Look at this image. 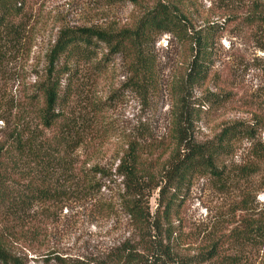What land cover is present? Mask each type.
<instances>
[{"label": "rangeland", "instance_id": "obj_1", "mask_svg": "<svg viewBox=\"0 0 264 264\" xmlns=\"http://www.w3.org/2000/svg\"><path fill=\"white\" fill-rule=\"evenodd\" d=\"M156 0H30L28 28L19 43L0 40V137L2 118L16 113L45 73L47 55L58 33L66 28H91L114 33L129 28ZM264 0H187L189 19L196 27L223 23L217 37L210 76L206 83L185 89L183 98L193 111L191 135L198 143L211 140L223 127L248 122L264 115V46L260 34L240 24L246 11ZM263 42V43H262ZM156 87L146 93L128 82L123 62L109 63L102 54L80 63L74 95L64 113L69 120L85 119L88 136L76 152L79 165L96 167L108 175L97 199L70 200L51 207H35L22 226V236L6 239L5 249L15 264H67L72 261L99 263L135 233L129 217L120 207L122 179L115 167L130 143H137L144 159L156 160L169 141L171 113L177 102L175 86L189 63V50L169 35L157 39L154 47ZM206 94L221 102L204 104ZM26 113L30 108H26ZM264 143V131L258 135ZM249 144L243 142L230 161L240 166L249 161ZM160 157V156H159ZM251 160V159H250ZM247 194L252 209L264 214V166L247 182L220 192L208 178L197 179L182 193L173 216L178 252L195 256L206 250L213 238L226 235L239 216L235 206ZM156 209V193L149 202ZM259 212V213H260ZM248 264H264V250L249 253Z\"/></svg>", "mask_w": 264, "mask_h": 264}, {"label": "trees", "instance_id": "obj_2", "mask_svg": "<svg viewBox=\"0 0 264 264\" xmlns=\"http://www.w3.org/2000/svg\"><path fill=\"white\" fill-rule=\"evenodd\" d=\"M124 1V0H118ZM187 0H156L131 27L114 33L91 28L60 30L47 55L43 78L37 82L27 103L16 113L2 118L0 137V264H15L5 249L6 239L20 238L23 223L35 207H51L77 200L97 199L103 182L102 170L78 164L76 152L88 136L86 121L69 120L65 105L74 94L80 63L95 60L103 53L109 63L120 57L128 82L146 93L156 87L154 47L158 38L169 35L189 50V63L175 86L177 102L171 113L169 141L156 160L144 159L137 143H130L114 173L122 179L119 203L129 217L135 238L125 240L105 257L104 262L72 261L67 264H248L249 253L264 250V214L252 209L247 194L235 206L239 213L226 235L213 238L208 248L195 256L178 252L173 227L177 202L199 178H208L223 192L247 182L264 166V115L248 122L223 127L211 140L198 143L191 135L193 111L188 109L185 89L208 80L215 44L223 23L196 27L185 11ZM30 0H0V40L21 42L28 28ZM240 24L264 41V7L253 4ZM263 43V42H262ZM258 50L264 52V46ZM218 95L206 94L200 105L221 102ZM30 108V112H25ZM246 142L248 162L237 166L230 161ZM156 193V209L150 199ZM264 208V205H262Z\"/></svg>", "mask_w": 264, "mask_h": 264}]
</instances>
